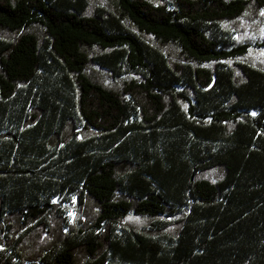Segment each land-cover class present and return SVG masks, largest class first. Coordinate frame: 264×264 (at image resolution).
Segmentation results:
<instances>
[{"label":"trees","instance_id":"16d2710c","mask_svg":"<svg viewBox=\"0 0 264 264\" xmlns=\"http://www.w3.org/2000/svg\"><path fill=\"white\" fill-rule=\"evenodd\" d=\"M0 264H264V0H0Z\"/></svg>","mask_w":264,"mask_h":264}]
</instances>
